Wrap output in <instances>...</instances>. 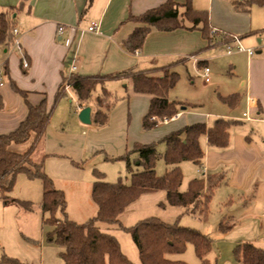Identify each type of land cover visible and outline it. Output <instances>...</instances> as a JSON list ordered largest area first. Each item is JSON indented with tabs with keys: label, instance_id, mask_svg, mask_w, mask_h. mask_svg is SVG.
<instances>
[{
	"label": "crops",
	"instance_id": "0c3cea01",
	"mask_svg": "<svg viewBox=\"0 0 264 264\" xmlns=\"http://www.w3.org/2000/svg\"><path fill=\"white\" fill-rule=\"evenodd\" d=\"M165 1L0 0V11L13 12L15 26L20 31L18 45L0 44L2 100L0 134L16 129L27 117L26 99L38 104L46 97L48 105H53L63 76H68L72 72L83 75L114 74L164 66L186 58V61L176 64L173 70L177 71L180 67L192 63V67L201 68L203 74L204 67H209V63L220 55L211 52L212 48L221 45L226 46L227 54L244 52L249 59L247 74L245 77H239L236 88L217 91L214 95L213 111L209 113L194 111L188 102L187 105H181L180 111L173 120L168 123L159 122L155 126L179 122V127L175 129L177 130L196 122H205L209 127L220 117L236 120L237 122L230 127V140L227 146H212L208 143L206 135H203L200 138L204 150L201 164L183 161L180 166L182 168L183 163L186 162L194 163L200 168L199 178L211 174L219 175L221 183L216 191H222V196L226 200L224 205H229L230 208V218L234 222L236 218L262 225L264 223V57L254 56L255 52H261L260 43L264 42L262 32L264 6L252 4L247 10L238 11L233 4L235 0H192L195 9L209 12L212 32L216 34L213 46L205 48L208 40L204 38L200 29L191 28L192 23L186 19V27L171 31L152 27L141 49H128L126 41L140 25L139 22L131 19V16L142 14ZM178 2L179 11L183 12L184 0ZM60 25L64 26L61 32L58 30ZM90 26H94V29L90 30ZM227 37H231V41L227 42ZM232 44H244L250 48L255 46L252 47L254 54L250 55L247 51L239 50L230 53L227 46ZM23 60H26L27 67L22 64ZM156 75L162 76V73ZM210 82L211 79L207 83ZM13 83L26 92V98L16 91ZM105 86L112 93L109 100L102 101L99 105L103 111L106 107L109 108L106 124L98 126L92 120L88 124L91 126H83L82 124L85 123L81 122L77 115L81 123L78 124L81 133L79 135L57 132V129L53 130L48 125L46 136L34 153V159L39 161L36 156L37 151L45 144L42 157L45 171L54 179L56 188L63 190L67 195L68 206V189L64 187L65 185L58 186L57 178L67 179V186L76 188L83 182V175L81 172L72 174L70 169L74 168L67 160L62 165L64 169L68 168L67 173L60 170V164H57L59 159L55 156L62 149L69 150L71 146H65V143L73 144L72 146L76 151H80L81 155L91 150L88 142L93 135L92 140L95 141V138L96 143L92 150H95L98 149L99 138L108 133L110 137L118 139L108 154L112 157H120L130 151L134 144L146 143L150 140L149 132L143 128V118L148 112L152 95L137 92L134 88V79L131 77L107 81ZM96 90H98L96 96L93 95L89 103L92 112L102 91L100 86ZM234 93L240 94V100L233 107L220 98ZM69 94L75 93L68 89V96ZM115 96H121L123 99L118 106L113 105L111 109L110 100ZM169 99L180 100L171 97ZM66 100L67 97L62 98L57 105L64 106ZM201 102V99L195 101L197 105L202 104ZM182 106L186 107L183 109ZM81 108L77 106L76 114ZM76 114L73 113L72 120ZM82 132L92 135L90 134V138L85 137ZM67 152L77 158V152L72 150ZM136 156L137 154L135 158ZM95 179L96 176H92L88 181L92 185ZM91 212V217L96 215L97 205ZM240 242L246 241L241 239L237 244Z\"/></svg>",
	"mask_w": 264,
	"mask_h": 264
},
{
	"label": "trees",
	"instance_id": "16d2710c",
	"mask_svg": "<svg viewBox=\"0 0 264 264\" xmlns=\"http://www.w3.org/2000/svg\"><path fill=\"white\" fill-rule=\"evenodd\" d=\"M233 4L236 10L244 11L252 4L264 6V0H235ZM182 6L185 10L180 12L178 0H166L142 14L132 15L131 19L136 20L140 25L128 37L126 47L132 50L141 49L152 27L171 31L186 27V19L192 23L191 28L200 29L204 38L208 40L205 48L213 46L216 34L212 32L209 12L195 9L192 0H184ZM15 27L13 12L0 11V44L6 46L14 44ZM231 39L227 37L226 41L229 42ZM184 61L186 58L164 66L114 74L83 75L72 72L68 76H63L51 107L46 97L38 104L26 99L27 117L16 129L0 134V200L5 204L16 202L31 210L33 208L31 201L10 198L9 194L21 173L31 179L41 180L43 187L41 208L43 213L47 214L44 221L53 227L48 238L64 247L60 252L63 264H133L122 251L117 237L103 231L99 226L100 222L115 224L131 233L138 247L141 264H187L184 260L172 259L168 255L183 253L188 243L194 246L200 260L199 264H211L207 255L211 250L212 240L200 230L178 223H168L155 216L142 219L128 227L121 223L119 217L143 193L159 190L165 192L169 204L183 206L192 211L199 210L203 217H206L210 200L221 183V177L211 174L205 178H194L190 181L188 189L181 191L184 175L180 163L193 161L198 165L201 164L204 150L200 138L203 135H206L208 143L212 146H227L230 140V127L237 122L236 120L220 117L209 127L205 122H196L167 134L163 138L165 144L163 158L167 166L163 175H159L156 171V145L140 142L134 144L131 151L119 157L126 160L128 169L131 170V182L127 184L122 180L106 181L104 173L96 171L91 193L97 205V213L82 223L67 217V200L64 191L56 188L54 179L45 171L43 159L40 161L34 159L35 151L46 136L53 109L68 95V89L75 93L79 107H84L89 105L97 87H101V94L92 112V120L98 126L108 121L107 112L99 108L102 101L112 97V93L105 86L106 82L129 77L134 79V88L137 92L152 95L148 112L143 118L144 129H149L158 123L152 119L153 116L162 119L176 115L181 105L187 103L170 100L168 93L179 81V73L173 70V67ZM157 73H162V76H157ZM14 88L26 98L24 90L16 84ZM220 98L233 107L239 102L240 94L234 93ZM26 143H29L26 150L19 151L16 148ZM131 152L137 154L134 161L140 169L136 171L131 167L129 155ZM234 255L240 264H264V249L249 241L237 244ZM3 260L19 263L16 258L7 255ZM2 263L3 261H0V264Z\"/></svg>",
	"mask_w": 264,
	"mask_h": 264
},
{
	"label": "rangeland",
	"instance_id": "374dc122",
	"mask_svg": "<svg viewBox=\"0 0 264 264\" xmlns=\"http://www.w3.org/2000/svg\"><path fill=\"white\" fill-rule=\"evenodd\" d=\"M259 17V15H257ZM261 28V26H260ZM264 37V28L262 30ZM264 40V38H263ZM262 45L260 53L255 52L254 57H264V42L257 43ZM237 47L238 45L232 44ZM244 48L250 46L242 45ZM255 47V46H251ZM226 46H219L211 49V52L220 54L216 59L209 63L211 82L207 83L201 68H193L192 63L180 67L179 81L169 90L168 97L172 99H180L186 103H190L192 110L209 113L213 111L214 95L217 91H228L236 88L239 83V77H245L248 71V56L244 52L226 53ZM24 59V57H23ZM24 62V60H23ZM237 64V68H236ZM204 73V71H203ZM244 90V89H243ZM242 90V91H243ZM96 90L93 95L96 96ZM65 105H56L53 109L49 126L57 132L65 134H81L78 124H81L76 114L78 101L75 94H69ZM123 98L115 96L111 99V109L113 105L116 107ZM201 99L202 104L197 105L196 100ZM71 100V101H70ZM52 106V105H51ZM49 106V107H51ZM109 109V108H108ZM105 109L106 112L109 110ZM72 111V112H71ZM75 113V118L71 116ZM53 124V125H52ZM77 124V125H75ZM95 124V123H94ZM179 122H172L169 125L153 126L146 129L149 132L150 140L146 143H154L157 148L156 171L159 175H163L166 171V163L163 158L165 144L163 138L177 131ZM52 125V126H51ZM83 126H91L82 124ZM97 125V124H96ZM64 130H62L63 128ZM95 128H100L96 127ZM174 129V130H173ZM181 129V128H180ZM66 131V132H65ZM87 137L92 135L88 132H82ZM52 137V135H51ZM94 137V135H93ZM90 138L88 146H91L89 152L80 155V151L72 146L73 144L65 143V146H71L68 149H62L58 155L57 164H60V170L65 173L68 168H63V162L67 160L72 174L82 173V183L76 188L67 186L68 181L64 178H57L58 186L65 185L69 195V206L67 204L68 217L82 223L87 221L92 215V209L96 207L91 192L92 185L88 180L95 176L96 171L104 173V179L110 182L122 180L129 184L131 182V170L128 169L127 162L120 159L119 156L112 157L108 154L109 150L115 146L117 138L110 137L109 134L102 135L97 142L98 149L92 150L96 143ZM53 139V137H52ZM57 139V136H55ZM94 142V143H93ZM84 143L86 144L85 140ZM89 143L91 145H89ZM61 142H59V145ZM29 143L17 146L19 151H24L28 148ZM45 145V144H44ZM44 145L37 151L38 160H42ZM83 146V144H81ZM134 146V145H133ZM61 147V146H57ZM105 149V150H104ZM75 151L78 153L77 158L67 151ZM132 148L130 149V151ZM67 153V154H65ZM130 161L133 171L140 169L135 165L136 153L131 152ZM62 160V161H60ZM68 164V163H67ZM183 181L180 187L181 191L188 189L189 183L193 178H199L198 172L200 168L192 162H186L182 165ZM93 183V182H92ZM91 185V186H90ZM91 187V191H90ZM63 188V187H62ZM74 188V190H73ZM65 194V192H64ZM10 198H18L20 200H29L33 204L31 210L16 202L5 204L0 200V261L2 264H63L60 257V252L64 247L48 238L49 232L53 227L44 221L47 214H44L41 208L43 199V187L40 179H31L26 174L18 175L15 186L10 192ZM65 194L66 200L68 197ZM214 197L209 203V212L206 217L199 210L187 211L183 206L171 205L166 200V195L163 190L156 192L143 193L136 201L132 202L120 215V221L125 226H133L142 219L150 216L158 217L168 223H178L179 225L200 230L212 240V247L207 257L211 264H239L234 255V248L237 242L249 241L264 249V223L254 224L248 220H236L230 218L229 205H224L226 200L222 196V191H216ZM4 204H3V203ZM61 217L60 214H58ZM103 231L114 234L120 242L122 251L129 257L133 264H141L138 247L131 235L126 230L119 228L115 224L99 223ZM241 243V242H240ZM7 255L16 258L19 263L4 261V256ZM172 259H180L187 264H199L200 260L195 253L194 246L191 243L187 244L186 250L181 254L168 255Z\"/></svg>",
	"mask_w": 264,
	"mask_h": 264
},
{
	"label": "built area",
	"instance_id": "2783aa9c",
	"mask_svg": "<svg viewBox=\"0 0 264 264\" xmlns=\"http://www.w3.org/2000/svg\"><path fill=\"white\" fill-rule=\"evenodd\" d=\"M89 29H90V30H93V29H94V26H90ZM58 30H59V32L63 31V30H64V26H63V25H60V26L58 27ZM13 33H14V35H15V42H14V43H15V45H18V44H19L20 31H19L18 28L15 27L14 30H13ZM227 47H228L227 50H228V52H230V53H231L232 51H234V50H239V51H247L250 55L254 54V50H253L252 48H244L241 44H238L237 47H234V46H232V45H228ZM23 65H24V67H27V66H28L26 60H24ZM203 70H204V73H203L204 78H205V80H206L207 82H209L210 79H211V78H210V68H209L208 66H206V67H204ZM246 115H248V114L246 113ZM174 118H175V115L172 116V117H165V118H162V119L157 118L156 116H153V117H152V119H153V120H156L158 123H159V122L168 123V122H170L171 120H173Z\"/></svg>",
	"mask_w": 264,
	"mask_h": 264
},
{
	"label": "water",
	"instance_id": "95a60500",
	"mask_svg": "<svg viewBox=\"0 0 264 264\" xmlns=\"http://www.w3.org/2000/svg\"><path fill=\"white\" fill-rule=\"evenodd\" d=\"M186 106H182L184 109ZM78 117L81 122L85 124H90L92 122V107L87 105L80 109Z\"/></svg>",
	"mask_w": 264,
	"mask_h": 264
}]
</instances>
